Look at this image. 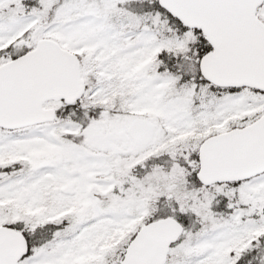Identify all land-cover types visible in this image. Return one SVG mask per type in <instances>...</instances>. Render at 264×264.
<instances>
[{
  "label": "snow or ice",
  "instance_id": "6c2138e0",
  "mask_svg": "<svg viewBox=\"0 0 264 264\" xmlns=\"http://www.w3.org/2000/svg\"><path fill=\"white\" fill-rule=\"evenodd\" d=\"M0 264H264V0H0Z\"/></svg>",
  "mask_w": 264,
  "mask_h": 264
}]
</instances>
